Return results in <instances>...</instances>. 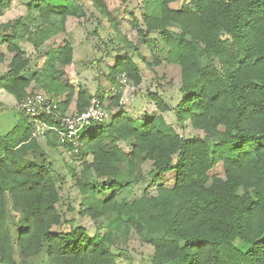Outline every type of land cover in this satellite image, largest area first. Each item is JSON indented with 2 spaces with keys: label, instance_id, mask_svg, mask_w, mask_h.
<instances>
[{
  "label": "clouds",
  "instance_id": "1",
  "mask_svg": "<svg viewBox=\"0 0 264 264\" xmlns=\"http://www.w3.org/2000/svg\"><path fill=\"white\" fill-rule=\"evenodd\" d=\"M0 264H264V0H0Z\"/></svg>",
  "mask_w": 264,
  "mask_h": 264
}]
</instances>
